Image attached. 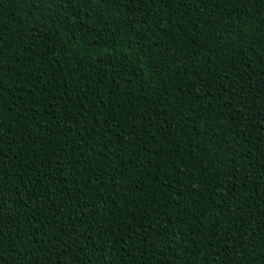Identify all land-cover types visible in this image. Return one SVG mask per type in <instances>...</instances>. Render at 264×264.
<instances>
[{
  "label": "trees",
  "instance_id": "1",
  "mask_svg": "<svg viewBox=\"0 0 264 264\" xmlns=\"http://www.w3.org/2000/svg\"><path fill=\"white\" fill-rule=\"evenodd\" d=\"M0 264H264V0H0Z\"/></svg>",
  "mask_w": 264,
  "mask_h": 264
}]
</instances>
